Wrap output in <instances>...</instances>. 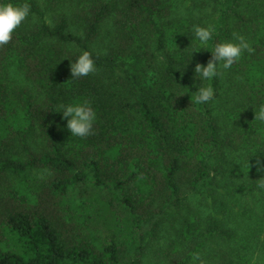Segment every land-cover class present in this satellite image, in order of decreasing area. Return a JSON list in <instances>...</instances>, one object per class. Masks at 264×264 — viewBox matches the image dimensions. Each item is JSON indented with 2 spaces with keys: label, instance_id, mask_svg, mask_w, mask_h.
Segmentation results:
<instances>
[{
  "label": "trees",
  "instance_id": "1",
  "mask_svg": "<svg viewBox=\"0 0 264 264\" xmlns=\"http://www.w3.org/2000/svg\"><path fill=\"white\" fill-rule=\"evenodd\" d=\"M215 1L214 39L239 33L251 51L227 70L225 90L222 72L214 100L196 104L193 69L211 52L190 58L189 28L169 47V0H13L31 14L0 46V264H141L161 240L159 264H264V0ZM83 49L97 71L74 79ZM81 99L97 113L84 138L53 111ZM76 184L99 192L136 249L112 224L97 244L67 218L60 203Z\"/></svg>",
  "mask_w": 264,
  "mask_h": 264
},
{
  "label": "clouds",
  "instance_id": "2",
  "mask_svg": "<svg viewBox=\"0 0 264 264\" xmlns=\"http://www.w3.org/2000/svg\"><path fill=\"white\" fill-rule=\"evenodd\" d=\"M30 14L31 8L27 3L0 0V46L7 45L12 40L14 31L28 19ZM189 31L191 32L190 58L197 48L208 49L211 52V57L206 63L198 62L193 69V75L200 83L196 87L192 102L207 104L215 98L212 81L224 70L232 68L245 51H251V47L244 35L235 32L230 38L217 41L214 39L217 35L216 29L211 24H192ZM95 57L96 53L92 50H80L71 60L72 78L86 77L95 73L97 71ZM183 93L188 92L182 91L178 94ZM53 111L61 114V120L66 122L64 127L69 131L70 136L84 138L93 134L97 113L88 99L61 103ZM255 118L264 121V105L255 109ZM257 163L258 166L264 167V163ZM258 187L264 189V181H261Z\"/></svg>",
  "mask_w": 264,
  "mask_h": 264
},
{
  "label": "rangeland",
  "instance_id": "3",
  "mask_svg": "<svg viewBox=\"0 0 264 264\" xmlns=\"http://www.w3.org/2000/svg\"><path fill=\"white\" fill-rule=\"evenodd\" d=\"M43 7L45 6V0H37ZM171 4V15L169 17L170 26L169 34L170 41L169 47L174 43H180L177 41L181 37L184 30L188 29L192 24H209L215 20L218 4L215 0H169ZM56 11L49 12V19H52L53 14ZM51 21V20H50ZM111 26V20H108L105 24L103 31H107ZM72 30H76V26H72ZM78 31V30H77ZM76 32V31H75ZM175 40V41H174ZM174 47V46H173ZM11 76L19 83H25V78L21 71L15 66L10 68ZM229 76L227 70L223 71L222 87L223 90L228 86ZM30 85V84H29ZM32 87V85H30ZM219 102L216 104L217 109ZM221 114V112H217ZM5 129V123H0V132ZM99 192L92 188L90 184H76L72 186L68 193L62 198L60 205L63 212L69 220L73 219L80 227L84 229L87 236L94 240L97 244L108 242V238L113 234L112 225L116 226L119 230L120 240L123 238L128 245V250L136 249L140 245V239L136 236L134 231L123 225L114 224L109 215L106 206L99 200ZM191 202L197 207L198 211L205 215L209 211V207L202 200L201 196L194 195L191 198ZM71 218V219H70ZM99 233V234H97ZM164 233H162L163 235ZM169 235L166 230L164 236ZM162 243V240L159 242ZM159 243L150 245L147 253L143 255V261L141 264H159L156 252L160 250ZM7 245L12 247L13 241H8ZM18 247V246H16ZM140 250V249H139ZM256 257L252 259L249 264H254ZM248 264V263H247Z\"/></svg>",
  "mask_w": 264,
  "mask_h": 264
}]
</instances>
